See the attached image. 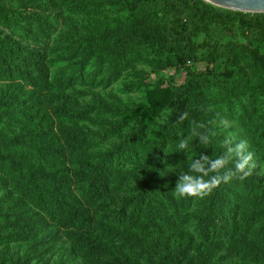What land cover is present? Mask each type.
Masks as SVG:
<instances>
[{
	"label": "rangeland",
	"instance_id": "374dc122",
	"mask_svg": "<svg viewBox=\"0 0 264 264\" xmlns=\"http://www.w3.org/2000/svg\"><path fill=\"white\" fill-rule=\"evenodd\" d=\"M5 1L0 90L23 96L33 114L36 100H46L43 112L59 144L36 138L0 106V139L10 141L0 145V228L20 236L0 248L22 260L30 256L31 264H170V257L181 264H264V42L227 36L221 43L233 41L229 55L216 62L204 60L203 52L187 59L185 52H164L135 33L132 0H61L59 24L42 21L47 14L35 21L21 11L17 29L1 16ZM21 5L9 4L17 8L11 18ZM20 44L28 49L27 62L34 49L50 57L49 85L33 87L24 73H9ZM186 86L203 108L213 144L221 149L225 138L244 140L253 154L251 174L237 179L239 189L227 185L228 210L237 218L224 204L222 235L206 224L211 192L204 198L175 195L179 173L169 169L182 168L187 153L173 150L189 133L168 135L178 98L169 96ZM194 144L202 152L198 139ZM196 154L193 148L190 155ZM112 157L125 166V177L95 199L92 170ZM22 165L45 175L26 176ZM28 222L34 232L22 231L20 224ZM0 264L18 261L0 255Z\"/></svg>",
	"mask_w": 264,
	"mask_h": 264
},
{
	"label": "trees",
	"instance_id": "16d2710c",
	"mask_svg": "<svg viewBox=\"0 0 264 264\" xmlns=\"http://www.w3.org/2000/svg\"><path fill=\"white\" fill-rule=\"evenodd\" d=\"M2 0H0L1 2ZM61 0H6L5 6L8 10L1 11V15L6 22L13 21L12 25H15V29L20 26L22 22L21 11L25 13L34 14L35 21L42 20V16L47 14L42 21L49 22V25L59 24L63 18V11L59 4ZM13 2H19L21 9L14 14L11 18V9H17L16 7L9 6ZM76 4V2H74ZM131 8L135 10L133 18V26L135 33L140 37H144L151 42L155 43L164 52L181 51L185 52L187 59L195 58L200 52H203V59L209 62H216L218 58L229 55L233 41L230 40L227 43H221V41L231 36L233 38L245 37L251 41L264 42V13H242L224 10L216 7L215 5L208 3L204 0H156L150 5L140 0H132ZM79 9V8H78ZM77 9V10H78ZM14 12V11H13ZM32 25V22L29 21ZM54 29H48V36L54 35L56 32ZM27 34L33 39H37L35 32L26 30ZM3 32H0L2 35ZM204 36L202 42H198L197 39ZM115 40H120L117 35ZM6 37H3L2 41H5ZM22 43V42H21ZM26 46L20 44L17 48V53H14V62L10 64L9 73L11 75H20L24 73L25 77L29 78L33 82V87H36L42 81L49 85L50 72L47 67L48 55L42 54L41 50L34 49L33 61L27 62ZM89 57L87 56L85 60ZM42 77V78H41ZM223 79L220 81L222 82ZM194 89L186 86L184 90L175 87L170 93V99H176V107L172 108L167 122V131L169 136H174L177 132L190 133L193 128H197L200 132H207L209 134L210 126H204L205 113L203 108H200L194 95ZM39 108L33 114L31 113V106H26V102L23 96L10 95L6 90H0V106L7 109L8 119L11 121H17L24 124L25 127L31 129L32 134L44 141L50 139L52 145L59 144V138L54 133V126L47 123L48 116L45 112L46 100H36ZM194 105V106H192ZM183 117V119H181ZM40 118V119H39ZM49 119V118H48ZM198 139V138H197ZM10 141L0 139V145H7ZM199 143V140H198ZM213 143V142H212ZM215 146L214 155H219L222 148H219L218 144ZM203 149V150H202ZM202 152L211 154L213 151L209 150V147ZM210 149H214L210 146ZM57 157V156H53ZM160 163L164 164L165 160L162 158ZM125 166L117 164L116 158L112 157L108 159L107 163L102 166L97 165L93 170L92 183L94 191V198L99 199L106 197L107 193L111 191V183L115 179L118 181L124 179L125 174L123 172ZM21 172L28 176L31 172L34 174V178L37 174L41 177L45 175L43 170L33 171L22 165ZM20 187H26L24 180L19 181ZM232 190L237 191L239 189L238 180L229 182ZM228 183L221 184L216 189L211 191V201L208 207V214L206 218V224L209 229H212L216 235H222L223 227L221 224L222 211L221 208L224 204L225 210L228 213L233 214L236 217L235 210H228L229 200L227 197L231 194ZM73 190V188H71ZM22 231L26 233L34 232V228L29 224H20ZM16 229V228H15ZM20 236L16 234L6 233L0 228V245L11 241L19 240ZM40 253V252H39ZM0 255L7 256L11 260L16 259L18 264H31L30 256L26 257V260L14 257L9 253L7 249L0 248ZM170 264H181L179 260L174 257L169 258Z\"/></svg>",
	"mask_w": 264,
	"mask_h": 264
},
{
	"label": "clouds",
	"instance_id": "9594fccd",
	"mask_svg": "<svg viewBox=\"0 0 264 264\" xmlns=\"http://www.w3.org/2000/svg\"><path fill=\"white\" fill-rule=\"evenodd\" d=\"M183 119V117L181 118ZM198 138L200 148L213 146L211 155L198 152L194 144ZM222 151L214 155L215 146L207 132H200L193 128L188 135L180 136L173 151H184L187 153V160L182 168H173L179 173L175 186V195L179 198L198 197L204 198L211 191L224 183L234 179L245 180L253 167V154L244 140L234 141L225 138L222 142ZM197 154L191 156L192 149ZM172 152V151H171Z\"/></svg>",
	"mask_w": 264,
	"mask_h": 264
},
{
	"label": "water",
	"instance_id": "95a60500",
	"mask_svg": "<svg viewBox=\"0 0 264 264\" xmlns=\"http://www.w3.org/2000/svg\"><path fill=\"white\" fill-rule=\"evenodd\" d=\"M216 6L243 11L264 13V0H204Z\"/></svg>",
	"mask_w": 264,
	"mask_h": 264
}]
</instances>
